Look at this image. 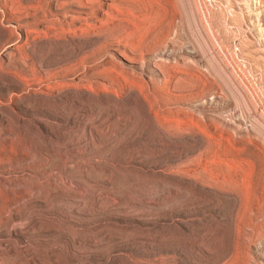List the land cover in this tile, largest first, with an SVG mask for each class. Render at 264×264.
Segmentation results:
<instances>
[{
    "label": "rangeland",
    "instance_id": "rangeland-1",
    "mask_svg": "<svg viewBox=\"0 0 264 264\" xmlns=\"http://www.w3.org/2000/svg\"><path fill=\"white\" fill-rule=\"evenodd\" d=\"M27 1L2 0L0 264H264V0H119L102 42L27 38ZM127 32H171L157 53L181 74L158 120L128 84Z\"/></svg>",
    "mask_w": 264,
    "mask_h": 264
},
{
    "label": "bare ground",
    "instance_id": "bare-ground-1",
    "mask_svg": "<svg viewBox=\"0 0 264 264\" xmlns=\"http://www.w3.org/2000/svg\"><path fill=\"white\" fill-rule=\"evenodd\" d=\"M104 1H107V2H104ZM27 2H28V5H26L27 6V14L26 15L28 16V23H27V25L25 24L26 26L24 25L25 26V31H26V34H27L26 35L27 38H29V33L30 34L32 33L33 35H35V33H36V34H38L40 36L43 35V37H44L45 34L48 35L46 33V31L47 32L50 31L53 35H55L57 37L59 35V33H61V32H75L76 33V32H81L83 30H86L87 31L89 29H96V31H98V32H96L97 33V38H98L97 39V42H102V40L105 37V35H103V30H104L103 28L105 26H108L109 25L108 24L109 21H111L113 19L112 18V15L113 14L114 15L117 14V12H115V11H121V8H122L121 7V3H120L119 0H28ZM2 4H3V2H2V0H0V24H2L1 23L2 22V18L4 17V14H5L4 13V10H3ZM180 5L182 6L180 8L184 9V11H185V9L187 10V8L189 6L188 3H187V0H183L182 4H180ZM198 9H199V7H198ZM110 17L112 18L111 20L109 19ZM180 17L182 18V16H180ZM122 18L124 19V16ZM115 20H116V18H115ZM115 20H114V22H115ZM119 21H120V19H119ZM107 29L109 30V26L105 30H107ZM118 32H120V30ZM92 33H93V31H92ZM130 35H132L130 32H127V35L122 34V33H120V34L118 33V34L113 35L115 41H117L118 43H120L121 45H123L124 47H126V49H124L123 51H121V50L118 49V55L121 58L126 59L128 61V63H130L131 65H133V67L136 69L135 70L134 68H132V69H129L128 68L130 70V71L128 70L129 71V74L132 77V79L130 81L128 80L129 81L128 84H131L133 86V88L135 89V92H136L135 94L137 96L146 97L147 104H148V106H150V110L148 111L149 115L154 120H158V119H160V117L158 116V113L159 112H165V109L163 108L164 103L167 102V100H175L176 99L173 96L174 93L172 94L171 91L175 90L174 88H177L178 87V85L176 84V81L175 80L178 79L179 78L178 76L181 74V71L179 69V63L180 62H179L178 59H176L174 57H173L174 59H172V56L170 55V53H167L164 50H162L161 52H158L157 53L158 48L162 46L160 44H168V43L172 42L171 32H169L166 36H164L162 38V41H160V42H155L154 41L155 42L154 44L148 45V46L145 45V43H143L141 41H137L139 39H137V40H130L129 39V36ZM35 36H36L35 39H37L38 38L37 35H35ZM77 36L79 37V35H77ZM109 37H111V36H109ZM152 38H154V37H152ZM157 38L159 39V37H157ZM132 39H133V37H132ZM83 41H85V40H83ZM8 46H7V48H10V49L12 48V45L10 47H8ZM94 46H95V43H94ZM213 49H214L215 52L219 53V50H218V48H217V46H216L215 43H213ZM180 50L182 52H184L183 47H181ZM127 51H128V53H127ZM129 52H131L132 54H130ZM80 54H81V52H80ZM146 54H155V55L147 59V58H145ZM181 58H182V61H183L184 56L183 57L181 56ZM110 64H114V63H111L110 62ZM103 65H105V63ZM114 66H115V64H114ZM116 68H118V67H116ZM34 69L33 70L31 69V72L34 71ZM133 70H135V71H133ZM149 70H152L155 74H157L158 75L157 78L153 77L152 76L153 75L152 71H149ZM36 71H38V70H36ZM61 71H62V69H61ZM65 71H67V70H65ZM147 72H150V75H148ZM135 73L138 75L137 78L142 79L141 80L142 82H140V83L138 82L137 83V81L139 79L137 81H136V79H134L136 77V76L134 77ZM79 75L80 76L74 75V77H72L73 78L72 79V81H73L72 84L71 83H68V84H71L72 87H73V85H79L80 84V80H82V78H81L82 77V74L79 73ZM30 76H31V82L38 81V80H42V78H44V75H41V74L39 76H37V75H34V73H31ZM127 76H129V75H127ZM125 79H128V77H126ZM89 80H91V79H89ZM50 81H52V80H50ZM67 82H70V80L63 81V79H56L55 82L46 83L45 84V87H51V88H53L54 86H60V85H63V84L65 85V84H67ZM86 82H87V79H86ZM92 82L93 81H90L89 83H92ZM81 83H83V82H81ZM97 83L99 85H101L102 87H104L106 85V83L105 82H102V81H97ZM142 83L147 88V89H145V88L144 89L148 91L147 93L149 95H145L146 94V91H145V94L144 95L142 94L144 92V91L142 92V90H143L142 89V86H141ZM76 87H79V86H76ZM30 91H32V90H30ZM33 91H35V90L33 89ZM163 92L168 93V95H165V96L162 95V97H161L160 94L163 93ZM181 109L182 108H180V107L177 108V110H181ZM256 111H258V110H256ZM188 112H190V111H188ZM186 114L188 116V113H186ZM191 115H192V113L190 114L189 117H192L193 118V116H191ZM208 116L209 115H207L206 117H208ZM196 117L198 119V116H196ZM209 117L211 118V116H209ZM187 121L188 120L182 121L181 118H170V119H168V122H163L161 120V122L164 123L166 126L167 125L169 126V124H171L172 122H175L177 124V126L176 127L174 126V128H177V129L178 128L181 129V126L179 124L183 125ZM199 121H200V119L198 120V123L195 124V126H198V127L202 128V126H200V124H199ZM190 122H192L191 121V118H190ZM203 126L205 127V125H203ZM207 127H206V129H210L209 127L208 128ZM184 128L185 127L182 126V129H184ZM211 129H213V128H211ZM163 130L165 131V129H163ZM174 130H176V129H174ZM175 132H174V134H175ZM207 132H208V135L211 134V133H209V131H207ZM207 132H206V134H207ZM168 133H167V135H169ZM165 135H166V133H165ZM208 135H206V136H208ZM202 142H204V141H202ZM2 151H4V150H2Z\"/></svg>",
    "mask_w": 264,
    "mask_h": 264
}]
</instances>
